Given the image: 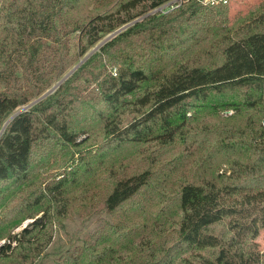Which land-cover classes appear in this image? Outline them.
I'll return each mask as SVG.
<instances>
[{
	"label": "trees",
	"instance_id": "16d2710c",
	"mask_svg": "<svg viewBox=\"0 0 264 264\" xmlns=\"http://www.w3.org/2000/svg\"><path fill=\"white\" fill-rule=\"evenodd\" d=\"M173 1L0 0V130L140 19L3 129L0 264H215L239 225L222 194L263 195L264 1L233 23L230 0ZM229 111L250 120H199ZM83 135L102 142L78 162Z\"/></svg>",
	"mask_w": 264,
	"mask_h": 264
},
{
	"label": "rangeland",
	"instance_id": "374dc122",
	"mask_svg": "<svg viewBox=\"0 0 264 264\" xmlns=\"http://www.w3.org/2000/svg\"><path fill=\"white\" fill-rule=\"evenodd\" d=\"M263 1L264 0H230V21L231 23H233L235 20H238L240 17L247 15L249 12L255 10L259 6V4H261ZM114 33L105 36L101 42L110 38ZM116 36L117 35L113 36L109 41H111ZM75 43L76 41L73 40L72 54L74 56L77 55V47L75 46ZM94 48L90 49L88 54ZM86 56L82 57L80 59V62ZM80 62L72 66L66 72L65 75H67ZM25 107H22V108H25ZM211 113L213 112H205L201 114L199 116V120L210 123V124H214V123L216 124L224 123L227 125L233 124L237 128L244 127L246 123L249 122L250 120L249 119L250 117L248 115L247 116H236V114H234L232 111L221 112L218 115H214ZM11 117L12 116H10V118ZM10 118H8V120L4 122L2 129L0 130V136L3 133L2 131L4 127L7 126ZM254 120L252 122L255 123V126L258 128L259 121L257 118L255 121ZM260 125L264 127L263 120H260ZM86 139H87V135H83L78 140L79 144H81L79 148L80 150L82 149V151L79 152L77 151V149H75V151L77 152L74 156L75 161L79 162L80 158L84 157L86 153L89 151L92 152L93 154L94 150L102 142L101 140L95 141V142H92V141L84 142ZM143 147L144 146H129L123 149L122 151H120L115 156L106 158V160L107 162H110L112 160L114 162L117 159H122L124 157L131 156L132 154L139 151ZM179 155L181 157L184 156L182 152H180ZM234 156H241V155H239L235 151ZM100 166L101 165H94V168L96 169V168H99ZM226 166H227L226 164H223L221 167L224 168ZM255 193H257V190L244 189L242 191L231 193V194L226 193V192L222 194L220 198L221 206L233 210V213H231L230 215H225L223 217L224 222L228 225L230 221L236 220L239 222V225L234 228L229 229V231L224 236L225 237L224 242L220 246L214 249H210L209 254L207 252H202L206 254L207 256H209L211 259H213L215 261V264H264V193L257 200H250V201L244 200V197L253 195ZM32 221H33L32 219H27L23 221L19 226L14 228L13 233L20 232ZM68 226H69L68 227L69 230L73 231L74 229L79 230V227H81L82 224L78 220L74 219L72 222L68 223ZM216 228L217 230H220L221 225L217 226ZM86 230L87 228H83L82 232ZM230 235L231 236L233 235L232 242L230 241V238H229ZM55 239L56 241L62 240L65 242L67 240V236L65 235L64 231H62L61 229H57ZM2 243H4V241H2L0 244ZM136 247H137V241L132 243L128 248L118 251V253L121 255L131 254L136 249ZM238 248H240V250H238Z\"/></svg>",
	"mask_w": 264,
	"mask_h": 264
},
{
	"label": "water",
	"instance_id": "95a60500",
	"mask_svg": "<svg viewBox=\"0 0 264 264\" xmlns=\"http://www.w3.org/2000/svg\"><path fill=\"white\" fill-rule=\"evenodd\" d=\"M142 19V18H141ZM138 20H135L134 22L125 25L123 28L119 29L118 31H116L110 38H108L107 40H104L103 42H101L98 46H96L77 66H75L60 82H58L53 88H51L50 90H48L46 93H44L40 98H38L37 100H35L32 104L28 105L26 108L19 110L18 112H16L8 121V124L20 113H22L23 111L27 110L28 108H30L32 105L38 103L39 101H41L42 99H44L45 97L49 96L50 94L54 93L59 86L66 80L68 79L91 55H93L97 50L100 49V47H102L104 44H106L113 36L120 34L121 32H123L124 30H126L127 28H129L130 26L134 25ZM7 124V125H8ZM7 126L4 127V129Z\"/></svg>",
	"mask_w": 264,
	"mask_h": 264
},
{
	"label": "built area",
	"instance_id": "2783aa9c",
	"mask_svg": "<svg viewBox=\"0 0 264 264\" xmlns=\"http://www.w3.org/2000/svg\"><path fill=\"white\" fill-rule=\"evenodd\" d=\"M180 0H174L173 2H170L169 4H166L163 8L167 6H171V4H176ZM206 2H213L214 0H205ZM219 1H226V0H219ZM161 9V8H160Z\"/></svg>",
	"mask_w": 264,
	"mask_h": 264
}]
</instances>
